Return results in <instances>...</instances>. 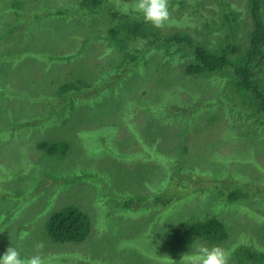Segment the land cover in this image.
<instances>
[{
    "label": "rangeland",
    "instance_id": "obj_1",
    "mask_svg": "<svg viewBox=\"0 0 264 264\" xmlns=\"http://www.w3.org/2000/svg\"><path fill=\"white\" fill-rule=\"evenodd\" d=\"M75 1H28L33 8L70 4L78 14L70 20L40 18L41 10L38 19L18 20V10L0 8L9 32L0 41V256L13 246L29 257L43 242L46 264H170L169 258L179 264L195 241L206 243L180 242L177 229L214 215L230 233L222 245L234 249L230 264L240 260L238 237L264 246L262 215L245 206H219L218 187L225 193V183L235 185L237 178L264 188V133L227 116L223 105L231 95L241 111L247 101L213 80L185 75L160 49L143 45L138 65L125 61L129 51L95 40L107 29L93 26ZM120 1L143 18L132 11L135 0ZM206 1L209 10L198 5ZM206 1L170 0L171 23L160 31L188 29L186 19L178 21L184 12L206 22L198 11L208 15L215 4ZM16 21L27 24L17 29ZM247 32L240 33L241 41ZM52 50L61 57L49 60ZM65 85L74 89L63 92ZM43 140L70 147L51 155L40 150ZM173 159L183 172L198 173L181 178L187 174L171 168ZM204 171L216 178L208 180ZM160 195L165 201L174 197L173 203L152 207ZM121 198L136 200L138 209H125ZM66 207L89 217L91 234L81 243H57L46 232L47 220Z\"/></svg>",
    "mask_w": 264,
    "mask_h": 264
},
{
    "label": "trees",
    "instance_id": "obj_2",
    "mask_svg": "<svg viewBox=\"0 0 264 264\" xmlns=\"http://www.w3.org/2000/svg\"><path fill=\"white\" fill-rule=\"evenodd\" d=\"M28 1L35 0H0V8L4 6L3 9L6 12L18 10V20L38 19L39 13L36 10H41L42 17L40 18L46 19H50L52 14H54L52 18H57V20H59L58 17H67L70 20L74 16H78L69 9L70 4L55 8L49 7L47 4H39L36 8H33L28 5ZM76 1L79 4L74 8H80L93 26L97 24L107 29L106 34L93 33L98 43L103 41L108 47L121 52L129 51L125 61H130L135 65H138L139 57L143 52V45L149 47V49H160V53L167 58V62L169 61L171 65L172 63H178L180 68L184 70L185 75L213 80L236 97H243L247 103L246 107L243 106V108L240 105L242 108L240 111L230 95L227 102L223 104L227 116L235 117L237 115L245 123L254 125L260 133H264V0H246L244 6L233 5L229 0H210L214 1L215 4L208 15L207 10L202 12L200 9L201 13L198 11L201 17L207 18L206 22L204 19L202 22L196 21L194 13L186 15L184 12L182 17L178 16V21L181 18L186 19L188 29L175 23L173 25H179V28L175 27L177 29L170 30L167 35H164L160 29L153 27L151 24L145 23L143 18L135 16V13L130 12L131 8L125 6L120 0ZM198 5H201L204 9H210V4L207 1L199 2ZM186 7L189 8L188 12L195 11L194 8L187 5ZM187 8L183 6L181 11H185ZM125 9L128 10L125 11ZM170 11H173L171 14L174 13V10L170 9ZM178 12L180 11L178 10ZM14 13L16 12L14 11ZM213 15L216 16L214 22H208V19H212ZM2 24L0 22V27L3 26L0 30L1 42L9 34L7 27L5 28ZM26 24H19V22L17 24L16 21L17 29ZM247 29L246 41L243 42L239 39V36L241 32L245 33ZM90 37H87L85 41H91L92 38ZM53 53L54 50L51 51L50 55H47L49 60L61 57L60 52ZM142 60L144 61L143 56ZM71 88L74 89V86L65 85L61 87V90L64 92ZM83 88L81 87L79 90ZM172 108L174 112H181L180 110H182L177 106H173V104ZM247 113L250 117L248 118L252 121L247 119ZM238 138H240V135ZM69 147L67 143L52 144L45 140L41 141L39 145L40 150L51 155L59 152L66 153ZM224 156L227 155L224 154ZM250 160H253V158L251 157ZM171 168H179L183 174H187L181 178H187L189 174L195 176L197 172H190V170L183 172L180 164L175 159L172 160ZM204 173L208 180L215 177L205 171ZM199 174H203V172L200 171ZM227 178H230V176L222 177L223 181ZM40 183L42 185L43 180ZM255 183L257 184V181ZM255 183L237 178L235 185L225 183L229 186V190H226L225 193L220 185L218 189L223 196H221L222 200L219 201V206H237V208L245 206L255 216L262 215L264 218V188H254ZM196 190L192 189V193H195ZM162 196L160 195V198L153 201L155 205L152 207H157V204L161 203L163 204L160 206L173 203L174 197L165 201L161 198ZM121 200L124 202L125 209H138L134 208L139 204L136 200L126 198H121ZM157 201L159 202L157 203ZM246 201L251 202L250 206ZM254 208L257 211H254ZM45 224L47 234L57 243H81L91 234L89 217L76 207H66L59 212H55ZM262 234L264 235V231ZM176 238L180 242L184 238L200 239L209 246H222L229 242L230 233L224 220L214 215L199 220L193 219L183 227L178 228ZM238 238L239 245L236 244V253L240 260L238 262L232 261L233 264H264L263 241L248 240V235L247 237L241 236ZM234 243L235 240L232 244Z\"/></svg>",
    "mask_w": 264,
    "mask_h": 264
},
{
    "label": "clouds",
    "instance_id": "obj_3",
    "mask_svg": "<svg viewBox=\"0 0 264 264\" xmlns=\"http://www.w3.org/2000/svg\"><path fill=\"white\" fill-rule=\"evenodd\" d=\"M132 11L141 14L145 23L157 29H163L171 23L170 0H136ZM36 248L39 250L36 254L24 257L17 248L10 246L0 256V264H46L45 258L40 254L44 243H38ZM233 251L234 249L230 250L218 245L209 247L195 241L191 251L182 254L179 264H230ZM169 261L170 264H177L171 258Z\"/></svg>",
    "mask_w": 264,
    "mask_h": 264
}]
</instances>
